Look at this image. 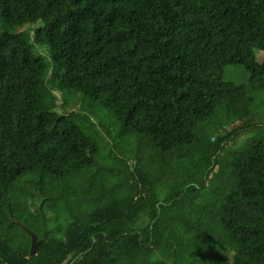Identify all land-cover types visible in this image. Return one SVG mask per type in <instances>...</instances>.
I'll use <instances>...</instances> for the list:
<instances>
[{"label": "trees", "instance_id": "trees-1", "mask_svg": "<svg viewBox=\"0 0 264 264\" xmlns=\"http://www.w3.org/2000/svg\"><path fill=\"white\" fill-rule=\"evenodd\" d=\"M0 27V264H264V133L228 146L256 126L264 0H0ZM227 65L243 66L248 86L224 80ZM53 90L112 109L152 153L141 165L132 147L106 153L95 180L106 192L35 234L30 256L13 194L43 196L45 180L78 190L99 150ZM218 106L242 125L206 137Z\"/></svg>", "mask_w": 264, "mask_h": 264}, {"label": "rangeland", "instance_id": "rangeland-1", "mask_svg": "<svg viewBox=\"0 0 264 264\" xmlns=\"http://www.w3.org/2000/svg\"><path fill=\"white\" fill-rule=\"evenodd\" d=\"M36 25H40L41 21L34 22ZM23 26H27L25 24ZM33 26V25H29ZM20 28V27H19ZM30 35L32 36L33 30L30 29ZM1 32V27H0ZM46 47V46H45ZM43 45L35 44V50L42 54V56L49 60L47 48ZM45 54V55H44ZM47 54V55H46ZM257 60L262 61L264 59V52L256 50L255 52ZM223 79L236 84H244L248 86V73L241 65H227L224 68ZM50 85V84H49ZM250 94L254 96V102L252 105V115L254 116L256 126H252L248 129L238 131L234 137L228 142V146L239 147L245 144L249 139L255 138L260 133H264V91L254 92L249 88ZM56 95V110L61 113H68L74 111V119L77 124L87 133H91L98 143V154L96 155L95 163L93 165L86 166L80 173L77 183V189L72 184L55 181L49 183L45 180L43 184L44 195L39 190L25 189L17 190L13 195L17 196L20 201V206L17 209L16 216L18 221L22 223L24 229L33 232L36 235H40L42 231L46 229H52L56 227H65L70 221L69 217L71 213H79L82 205L80 204L83 199H90L91 196L98 193L106 192L101 191L96 185L95 180L103 175H108V168L101 167L104 165L108 167L106 163L109 157L106 155L108 152L118 156H125L126 150L132 147V151L138 152V163L141 165L143 161L152 153L150 149L145 146L144 138H140L131 132L130 130L122 133L120 122L117 120L112 109L105 107L98 101H91L90 99L82 96L79 93L73 91H54ZM226 115L222 106H218L214 115L204 123V132L207 136H217L219 134H225L238 125H242V120H234L228 122L225 119ZM139 141H138V138ZM118 148L117 150H115ZM127 156V155H126ZM217 170V169H216ZM30 174L26 178L34 180L30 176H34L39 173V167H35L33 170H28ZM206 179V184L211 183L212 175ZM88 174H95V179H92L91 185L84 184L82 178L88 176ZM24 178V177H22ZM25 178V179H26ZM218 180V178H217ZM217 180L215 182H217ZM82 182V184H81ZM86 187L85 191H82ZM34 190V191H33ZM31 192L32 196H28ZM124 192V191H123ZM45 198H48L45 200ZM17 233V239L26 240L25 233L18 227L15 228ZM57 231V229H56ZM16 239V240H17ZM30 249V246H29Z\"/></svg>", "mask_w": 264, "mask_h": 264}, {"label": "water", "instance_id": "water-1", "mask_svg": "<svg viewBox=\"0 0 264 264\" xmlns=\"http://www.w3.org/2000/svg\"><path fill=\"white\" fill-rule=\"evenodd\" d=\"M27 232L29 233L30 240H31L30 249H29V254L31 256V255H34L36 253L38 246H39V243H40V240L37 239L36 235L33 232H31L29 230H27Z\"/></svg>", "mask_w": 264, "mask_h": 264}]
</instances>
